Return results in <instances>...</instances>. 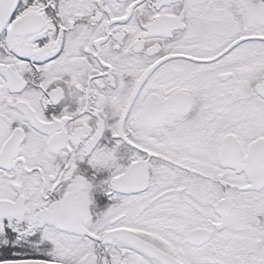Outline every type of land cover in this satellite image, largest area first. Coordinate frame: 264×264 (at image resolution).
Wrapping results in <instances>:
<instances>
[{
  "label": "snow or ice",
  "instance_id": "6c2138e0",
  "mask_svg": "<svg viewBox=\"0 0 264 264\" xmlns=\"http://www.w3.org/2000/svg\"><path fill=\"white\" fill-rule=\"evenodd\" d=\"M0 264H264V0H0Z\"/></svg>",
  "mask_w": 264,
  "mask_h": 264
}]
</instances>
